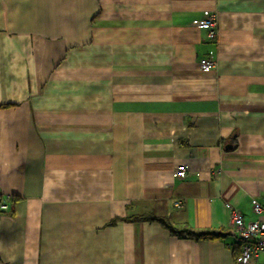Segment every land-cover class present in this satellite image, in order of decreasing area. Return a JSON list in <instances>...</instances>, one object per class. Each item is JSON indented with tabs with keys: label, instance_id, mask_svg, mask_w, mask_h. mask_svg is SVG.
I'll use <instances>...</instances> for the list:
<instances>
[{
	"label": "crops",
	"instance_id": "obj_1",
	"mask_svg": "<svg viewBox=\"0 0 264 264\" xmlns=\"http://www.w3.org/2000/svg\"><path fill=\"white\" fill-rule=\"evenodd\" d=\"M9 196L0 264H237L228 206L264 220V0H0Z\"/></svg>",
	"mask_w": 264,
	"mask_h": 264
},
{
	"label": "built area",
	"instance_id": "obj_2",
	"mask_svg": "<svg viewBox=\"0 0 264 264\" xmlns=\"http://www.w3.org/2000/svg\"><path fill=\"white\" fill-rule=\"evenodd\" d=\"M195 25L200 29H206L208 38L214 40L218 36L217 14L205 12L202 20L196 21ZM203 71H211L217 68L218 62L213 58H202L199 62ZM187 166L179 165L174 171L175 177L185 179L187 177ZM179 205V203H177ZM13 207L11 197H0V212H9ZM230 209V225L241 240V249L236 256L237 264H250L254 257L264 255V220L246 221L244 215L237 209ZM253 212L258 215L264 214V200L259 203L253 200Z\"/></svg>",
	"mask_w": 264,
	"mask_h": 264
},
{
	"label": "trees",
	"instance_id": "obj_3",
	"mask_svg": "<svg viewBox=\"0 0 264 264\" xmlns=\"http://www.w3.org/2000/svg\"><path fill=\"white\" fill-rule=\"evenodd\" d=\"M12 201V200H11ZM155 218H152L151 216H143L141 218H134V219H130V221H145V220H154ZM115 223V222H114ZM188 236L193 237V238H201V237H214L215 234H213L212 232H196L194 230L191 229H187L184 231Z\"/></svg>",
	"mask_w": 264,
	"mask_h": 264
}]
</instances>
